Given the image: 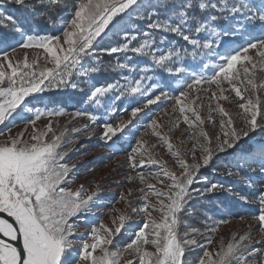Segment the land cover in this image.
Instances as JSON below:
<instances>
[{
	"label": "snow or ice",
	"instance_id": "snow-or-ice-1",
	"mask_svg": "<svg viewBox=\"0 0 264 264\" xmlns=\"http://www.w3.org/2000/svg\"><path fill=\"white\" fill-rule=\"evenodd\" d=\"M128 136L106 205L69 153ZM0 264H264V0H0Z\"/></svg>",
	"mask_w": 264,
	"mask_h": 264
},
{
	"label": "rangeland",
	"instance_id": "rangeland-1",
	"mask_svg": "<svg viewBox=\"0 0 264 264\" xmlns=\"http://www.w3.org/2000/svg\"><path fill=\"white\" fill-rule=\"evenodd\" d=\"M110 37H106L105 39H108ZM23 50H17V55L20 57H23ZM34 55V53L29 52V57L31 58ZM98 82L104 83L105 77H100L98 79ZM78 93V92H77ZM71 94L69 92L65 94L64 98H68V101H62V100H52L56 103L57 106L64 107L67 109V111L72 112L75 110V108L80 107V105L77 103L79 100V95L77 100L71 99ZM45 102H48V98H45ZM196 103H200V101H196ZM207 106V101L204 102ZM214 104L215 102L212 101ZM227 106V105H226ZM154 112L159 114V119H161L164 123H168L170 120V117L166 115L162 109H170L171 103H164L161 104L160 108H156V106H152ZM231 111L235 112V109L232 108ZM127 119V116L124 117ZM47 118H45L46 120ZM59 123L61 126H64L66 123H69L71 121V117L65 116L60 117ZM45 120L39 121L38 126H41ZM82 121L76 120L74 122H71L70 127H79L81 125ZM147 121L141 120L140 125L146 124ZM20 127H23L21 124ZM139 131L133 130L135 137H140L142 133H144V128L142 126H138ZM16 129H14L15 131ZM68 135H72L71 131L69 130ZM177 135L179 133L177 132ZM144 139L147 140L149 143L154 142L155 138L150 136V134L144 135ZM128 141H131V143H135V140L133 136H128L125 141L121 142L118 141L116 147L119 149L118 151L113 152L112 148L109 145L104 144L103 142L99 141L98 138H93L91 140L83 139L81 140V143L84 145V147L80 148L78 152H70L69 153V162L75 163L77 166V169L80 173L79 177L76 180V184L84 183L85 181H94L96 183H99L103 192L101 199L104 201L106 205H115L117 207H121L117 201L119 200L120 193L125 190L129 185L125 182L123 184H117L114 183V181L122 180L128 173L125 171L127 169V164L123 163L126 153L129 148ZM79 147V145H77ZM164 158H168L165 156ZM91 169L92 171H88ZM155 169H148L145 168L143 171L147 175L149 171H154ZM103 178V179H102ZM93 185H89V187H92ZM238 191H245L243 186L239 187L237 189ZM221 200L229 201L227 206L232 209L231 212V222L227 225L221 226V234H223L226 238L231 236V233L240 231L243 232L246 229L242 226L241 222L238 219L239 215H247V213L244 211V206L240 204L233 205L230 202V198L222 197ZM198 204H203L208 208L211 214L213 212L215 216L218 218H227L226 216H222L220 213L216 212V204L219 202H213L208 203V201L203 202H197ZM206 203V204H204ZM101 212H105L106 214L102 217L105 222H110L111 216L110 214H107V208H101Z\"/></svg>",
	"mask_w": 264,
	"mask_h": 264
},
{
	"label": "trees",
	"instance_id": "trees-1",
	"mask_svg": "<svg viewBox=\"0 0 264 264\" xmlns=\"http://www.w3.org/2000/svg\"><path fill=\"white\" fill-rule=\"evenodd\" d=\"M108 39H110V38H108ZM107 40V39H106ZM103 43V42H102ZM105 60H107V57H105ZM100 77H104V76H99V77H97V79H99ZM69 92V94L70 93H72L71 94V99H73L74 101L75 100H77L78 99V93L75 91V90H68L67 92H63V93H61V92H55V93H53L52 95H51V100H62V101H68V98H64L65 97V94H67ZM47 98V97H46ZM49 99V98H48ZM222 198V197H221ZM208 203H213V202H210V201H208ZM204 204H206V203H204ZM213 214H215L214 212H213Z\"/></svg>",
	"mask_w": 264,
	"mask_h": 264
}]
</instances>
